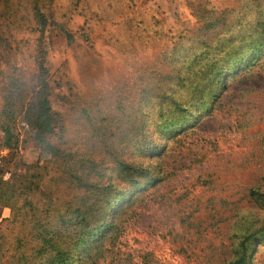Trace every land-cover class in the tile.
Segmentation results:
<instances>
[{"label": "rangeland", "instance_id": "obj_1", "mask_svg": "<svg viewBox=\"0 0 264 264\" xmlns=\"http://www.w3.org/2000/svg\"><path fill=\"white\" fill-rule=\"evenodd\" d=\"M0 155V264L76 209L96 264H264V0H0Z\"/></svg>", "mask_w": 264, "mask_h": 264}, {"label": "trees", "instance_id": "obj_2", "mask_svg": "<svg viewBox=\"0 0 264 264\" xmlns=\"http://www.w3.org/2000/svg\"><path fill=\"white\" fill-rule=\"evenodd\" d=\"M222 75V72L219 73V76ZM42 77V75H41ZM44 81V79H43ZM15 83H13L14 85ZM15 86V85H14ZM16 88L11 91V96L14 97L20 94L23 90L20 85L15 86ZM47 87L46 83H43L40 86L39 90H36L35 93H40V98L36 104H34L29 110L27 114H30V110L33 109V124L37 129V137L39 138L42 144H48L47 141V134L54 130L53 127V120H52V108L50 105V100L48 97V93L45 91ZM12 89V88H11ZM8 106V104H7ZM14 109L5 107L2 111L5 119L8 121L11 119ZM15 113V112H14ZM180 128V126H177ZM5 142L7 145L14 146L16 145V139L14 132L9 124L5 125ZM122 169L124 172H130L129 174H133L134 167L128 164L125 161H119ZM4 166V165H3ZM5 169V167H3ZM2 170V169H1ZM0 180H2V176L0 175ZM118 199L116 198L115 201ZM90 211L76 209V217L77 222L74 226L73 231L69 232V234L63 233V229H59L57 231H50L47 233L39 232L37 235V239L43 241L41 252L45 254V252H49L50 255L46 257L45 260L48 258V264H96L97 257L100 254V250L98 247H89L86 243V235L90 234L93 235L94 230L97 227H93L90 220ZM96 216V215H95ZM67 229V228H64ZM98 230V229H97ZM264 230V227L261 229ZM55 235H54V234ZM256 233H252L246 237V240H249L255 236ZM100 236V234H99ZM66 237H70V242L72 243L70 247H65L67 243ZM66 242V243H64ZM101 245V244H100ZM88 246V247H87ZM73 250L76 252L77 258H80L78 261H75L72 258ZM31 260L36 262L44 261L43 256H29ZM226 264H248V255L245 254L239 259L231 260Z\"/></svg>", "mask_w": 264, "mask_h": 264}, {"label": "built area", "instance_id": "obj_3", "mask_svg": "<svg viewBox=\"0 0 264 264\" xmlns=\"http://www.w3.org/2000/svg\"><path fill=\"white\" fill-rule=\"evenodd\" d=\"M3 165H4L3 157L0 155V175L2 176L3 179L8 180L11 178L12 172L10 169H3Z\"/></svg>", "mask_w": 264, "mask_h": 264}]
</instances>
